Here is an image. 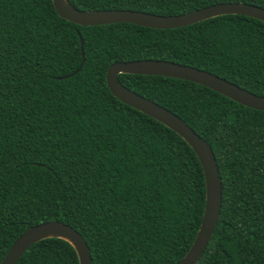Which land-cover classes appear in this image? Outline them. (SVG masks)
Wrapping results in <instances>:
<instances>
[{
  "label": "trees",
  "instance_id": "16d2710c",
  "mask_svg": "<svg viewBox=\"0 0 264 264\" xmlns=\"http://www.w3.org/2000/svg\"><path fill=\"white\" fill-rule=\"evenodd\" d=\"M67 1L166 16L223 2L264 8V0ZM141 59L193 66L264 96V21L224 14L168 29L81 26L52 0H0V262L25 230L50 220L83 236L92 264H175L187 252L204 211L201 164L180 135L106 82L112 63ZM118 79L178 115L215 155L221 211L196 264H264V111L180 78ZM16 264L79 260L68 241L47 237Z\"/></svg>",
  "mask_w": 264,
  "mask_h": 264
},
{
  "label": "water",
  "instance_id": "95a60500",
  "mask_svg": "<svg viewBox=\"0 0 264 264\" xmlns=\"http://www.w3.org/2000/svg\"><path fill=\"white\" fill-rule=\"evenodd\" d=\"M52 3L61 17L81 26L126 22L150 28L168 29L224 14H242L264 21V8L244 2L217 3L187 13L167 16L124 9L80 10L67 0H52ZM81 55V63L74 73L84 62L82 41ZM120 73L159 75L188 80L256 110L264 111V96L254 94L211 72L172 61L158 59L117 61L107 68L106 82L111 93L120 101L151 116L180 135L192 148L201 164L205 181L202 220L191 246L175 263L196 264L211 240L221 211L222 183L215 155L210 144L178 115L124 86L118 79ZM47 237H59L68 241L77 252L79 264H92L90 249L83 236L70 225L57 220L38 223L25 230L11 244L0 264H16L29 246Z\"/></svg>",
  "mask_w": 264,
  "mask_h": 264
}]
</instances>
